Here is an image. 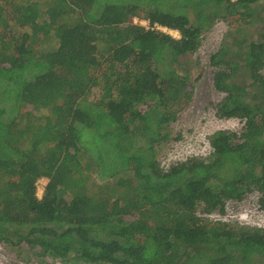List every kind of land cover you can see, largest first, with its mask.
<instances>
[{
  "label": "trees",
  "instance_id": "1",
  "mask_svg": "<svg viewBox=\"0 0 264 264\" xmlns=\"http://www.w3.org/2000/svg\"><path fill=\"white\" fill-rule=\"evenodd\" d=\"M220 20L237 25L210 58L216 115L242 128L165 167L193 93L182 60ZM255 191L264 209V0H0V245L39 263L264 264V227L199 213Z\"/></svg>",
  "mask_w": 264,
  "mask_h": 264
},
{
  "label": "rangeland",
  "instance_id": "2",
  "mask_svg": "<svg viewBox=\"0 0 264 264\" xmlns=\"http://www.w3.org/2000/svg\"><path fill=\"white\" fill-rule=\"evenodd\" d=\"M135 22H139L137 18ZM145 24L144 21H140ZM236 25H230L226 21H217L213 28L203 34L202 45L199 50L183 58L184 67L189 70V83L193 88L192 98L183 110L179 112L177 121L169 127L173 137L181 134L182 139H170L157 147V158L162 165L169 166L172 162L183 160L190 156H207L212 148L209 136L221 129L241 130L242 122L236 118H219L216 115V104L223 98L224 93L218 91L213 82L214 66L210 63L213 55L221 46L223 39ZM173 36L179 38V33L167 30ZM229 34L226 38L230 40ZM44 42L48 38H42ZM181 73L186 72L181 70ZM190 89V88H189ZM191 90V89H190ZM174 140V141H173ZM46 178H41L37 183L38 197H42ZM260 194L255 191L249 193L240 202H229L225 206V213L215 210L205 212L200 206V216L208 219L211 223L217 221H233L264 227V209L260 207ZM18 252H22L21 257ZM27 245L23 248H11L0 245V264H61L58 261L39 263L35 256L28 260ZM32 254V252H30ZM26 257V259H24Z\"/></svg>",
  "mask_w": 264,
  "mask_h": 264
}]
</instances>
